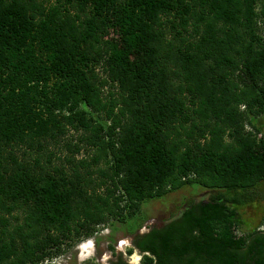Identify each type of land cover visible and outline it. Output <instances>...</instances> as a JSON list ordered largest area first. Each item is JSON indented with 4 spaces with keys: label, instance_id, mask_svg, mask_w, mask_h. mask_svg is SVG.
<instances>
[{
    "label": "trees",
    "instance_id": "16d2710c",
    "mask_svg": "<svg viewBox=\"0 0 264 264\" xmlns=\"http://www.w3.org/2000/svg\"><path fill=\"white\" fill-rule=\"evenodd\" d=\"M258 114L264 0H0V264H40L196 186L210 193L127 255L264 264V232L235 235L239 209L264 200Z\"/></svg>",
    "mask_w": 264,
    "mask_h": 264
},
{
    "label": "rangeland",
    "instance_id": "374dc122",
    "mask_svg": "<svg viewBox=\"0 0 264 264\" xmlns=\"http://www.w3.org/2000/svg\"><path fill=\"white\" fill-rule=\"evenodd\" d=\"M102 40H113L121 47L131 49L135 54L133 61H136L137 64L144 63L139 42H128L123 38L122 34L113 29L106 30V33L102 36ZM243 111L244 107L240 106L239 112ZM252 121L256 127L262 130V134L264 135V114L255 115ZM244 130L246 133L251 134L256 141L261 139L262 135L256 134L247 119L244 121ZM221 140L226 143L230 142L226 134L222 135ZM258 191L259 198H263L264 185ZM209 193L208 190L199 186L193 188L186 187L168 194L162 200L141 205L140 209L135 213H127L122 221L109 218L105 224L97 227L98 231L93 236L78 240L62 255H53L50 258H46L40 264H109L115 255L122 256L131 264H141L142 256L136 251L127 255V252L132 248L133 237L146 233L151 227L163 226L172 217L179 215L186 200H200L205 198ZM238 212L242 220V226L235 231L237 237L245 238L252 231L264 232L263 199L240 208ZM110 248H113L114 255Z\"/></svg>",
    "mask_w": 264,
    "mask_h": 264
},
{
    "label": "flooded vegetation",
    "instance_id": "af4514ba",
    "mask_svg": "<svg viewBox=\"0 0 264 264\" xmlns=\"http://www.w3.org/2000/svg\"><path fill=\"white\" fill-rule=\"evenodd\" d=\"M137 252V251H136ZM138 253V252H137ZM139 254V253H138ZM140 255V254H139ZM141 256V255H140ZM121 257V260L124 261L126 264H131L128 260L124 259L122 256ZM119 262L118 260V256H115L114 259L112 261H110L109 264H117Z\"/></svg>",
    "mask_w": 264,
    "mask_h": 264
},
{
    "label": "built area",
    "instance_id": "2783aa9c",
    "mask_svg": "<svg viewBox=\"0 0 264 264\" xmlns=\"http://www.w3.org/2000/svg\"><path fill=\"white\" fill-rule=\"evenodd\" d=\"M45 264H53V263H45Z\"/></svg>",
    "mask_w": 264,
    "mask_h": 264
}]
</instances>
